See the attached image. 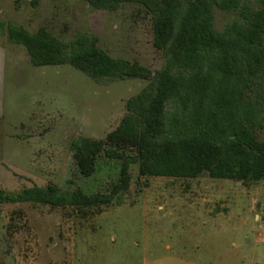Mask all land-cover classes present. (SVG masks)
Instances as JSON below:
<instances>
[{
	"label": "rangeland",
	"instance_id": "rangeland-1",
	"mask_svg": "<svg viewBox=\"0 0 264 264\" xmlns=\"http://www.w3.org/2000/svg\"><path fill=\"white\" fill-rule=\"evenodd\" d=\"M235 17L213 10L221 31ZM0 19L34 33L45 28L63 42L84 33L111 57L152 72L163 53L152 43L143 6L92 9L83 0H0ZM147 80L95 82L69 64L34 66L25 47L0 31V189L15 194L53 184L85 194L119 183L121 160L96 159L81 175L70 144L104 140L125 114L126 100ZM248 96L261 117L251 131L264 140V80ZM128 152V151H127ZM130 153V152H128ZM264 180L142 176L128 166V185L99 207L0 203V261L5 264H264Z\"/></svg>",
	"mask_w": 264,
	"mask_h": 264
},
{
	"label": "trees",
	"instance_id": "trees-1",
	"mask_svg": "<svg viewBox=\"0 0 264 264\" xmlns=\"http://www.w3.org/2000/svg\"><path fill=\"white\" fill-rule=\"evenodd\" d=\"M83 1L97 10L129 2L143 6L151 17L153 46L163 53L162 67L152 72L136 61L111 57L84 33L63 42L45 28L31 33L1 19L0 31L25 47L34 66L69 64L95 82L148 81L126 100L125 114L104 140L79 137L70 144L83 176L95 171L101 153L121 160L119 183L92 194L53 184L15 194L0 189V203L106 205L127 188L131 163L142 176L194 178L207 172L212 178L264 180V140L251 131L261 108L248 96L253 80H264V0ZM214 9L235 15L221 31L212 27Z\"/></svg>",
	"mask_w": 264,
	"mask_h": 264
}]
</instances>
